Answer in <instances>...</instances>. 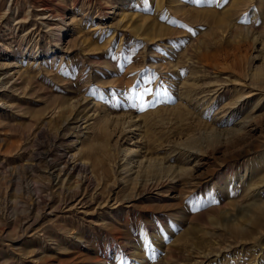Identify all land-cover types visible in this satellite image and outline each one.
<instances>
[{"label": "rangeland", "instance_id": "rangeland-1", "mask_svg": "<svg viewBox=\"0 0 264 264\" xmlns=\"http://www.w3.org/2000/svg\"><path fill=\"white\" fill-rule=\"evenodd\" d=\"M0 78V264H264V0H0Z\"/></svg>", "mask_w": 264, "mask_h": 264}, {"label": "bare ground", "instance_id": "bare-ground-1", "mask_svg": "<svg viewBox=\"0 0 264 264\" xmlns=\"http://www.w3.org/2000/svg\"><path fill=\"white\" fill-rule=\"evenodd\" d=\"M9 10V9H8ZM42 11H45L46 9H41ZM10 11V10H9ZM12 12V11H11ZM1 80V78H0ZM3 83V82H2ZM1 85V84H0ZM251 131V130H250ZM52 148V147H51ZM51 148H46V151H43V152H40L39 149L37 151H35L34 154H32V157L29 159V161H31L30 165L26 166L25 168H20L23 170V172H26L27 174L30 175V177L32 176L31 174H33V169L34 168H38V164H40V162H42L43 160H46L48 157H49V153L51 152ZM46 162V161H45ZM79 165V166H78ZM75 164L73 163V161L71 159H67V161H65L63 163V166L62 168H55L50 166V165H47L46 163V167L44 168L45 170L43 171H47V172H50V175H49V179L52 178V179H57L59 180V178L62 176V175H68L69 173L71 172H77V175H78V178L80 177L81 178V175L82 174H85L87 172V170H85V165L83 164ZM40 167V166H39ZM140 171V170H139ZM67 172V173H66ZM40 173V172H39ZM35 174V173H34ZM14 175H16L14 173ZM46 176V175H45ZM69 176V175H68ZM77 177V176H76ZM63 178V177H62ZM48 180V179H47ZM56 180V181H57ZM79 180V179H78ZM49 181V180H48ZM162 181V180H161ZM50 182V181H49ZM165 182V181H164ZM55 183V182H54ZM50 184V183H49ZM57 185V184H56ZM75 185V184H74ZM80 185V184H79ZM75 186L76 187V190L79 189L80 186ZM160 186H162V182H160L159 184ZM74 187V188H75ZM23 188V187H22ZM19 190V189H18ZM29 190V189H28ZM16 191V190H15ZM17 192V191H16ZM74 193V191H73ZM18 194V192H17ZM34 201V200H33ZM32 206H35V211L37 210L38 208V205L35 204V203H32ZM37 212V211H36ZM35 217V216H34ZM37 220V219H36Z\"/></svg>", "mask_w": 264, "mask_h": 264}, {"label": "snow or ice", "instance_id": "snow-or-ice-1", "mask_svg": "<svg viewBox=\"0 0 264 264\" xmlns=\"http://www.w3.org/2000/svg\"><path fill=\"white\" fill-rule=\"evenodd\" d=\"M151 81L150 80H147L145 81V83H150ZM139 84V81L137 82ZM131 92L135 95L136 94V86L133 87V89L131 90ZM152 93V89L150 87H144L142 89V91H140L138 93V95H135V98L139 99L140 101V104H139V110L140 111H144L146 110L147 107H149L150 105L148 103H146L144 101V96L147 95V94H151ZM157 95L159 93H156Z\"/></svg>", "mask_w": 264, "mask_h": 264}]
</instances>
